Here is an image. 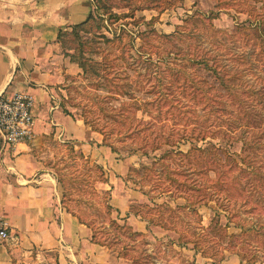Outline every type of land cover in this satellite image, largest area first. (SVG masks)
<instances>
[{"label": "rangeland", "instance_id": "1", "mask_svg": "<svg viewBox=\"0 0 264 264\" xmlns=\"http://www.w3.org/2000/svg\"><path fill=\"white\" fill-rule=\"evenodd\" d=\"M90 16L59 42L84 67L65 110L95 134L50 136L41 158L65 210L129 264H264V0H91Z\"/></svg>", "mask_w": 264, "mask_h": 264}, {"label": "crops", "instance_id": "2", "mask_svg": "<svg viewBox=\"0 0 264 264\" xmlns=\"http://www.w3.org/2000/svg\"><path fill=\"white\" fill-rule=\"evenodd\" d=\"M90 14L91 0H0V95L27 92L35 117L31 141L3 147L0 137V215L14 236L0 244V264L34 248L55 251L56 264H129L87 239L41 164L50 136L70 134L82 146L95 134L65 110V91L80 68L59 42V34Z\"/></svg>", "mask_w": 264, "mask_h": 264}, {"label": "built area", "instance_id": "3", "mask_svg": "<svg viewBox=\"0 0 264 264\" xmlns=\"http://www.w3.org/2000/svg\"><path fill=\"white\" fill-rule=\"evenodd\" d=\"M34 100L27 92L0 95V137L3 147L27 143L33 139ZM9 222L0 215V244L13 239Z\"/></svg>", "mask_w": 264, "mask_h": 264}, {"label": "trees", "instance_id": "4", "mask_svg": "<svg viewBox=\"0 0 264 264\" xmlns=\"http://www.w3.org/2000/svg\"><path fill=\"white\" fill-rule=\"evenodd\" d=\"M91 15V14H90ZM91 16H89L88 17V19L86 20V21H84V22H82V23H80V24H77V25H74L73 27H72V29L73 28H77V27H79V26H83V25H85L87 22H88V20H89V18H90ZM62 34V33H61ZM61 34H59V38H60V35ZM118 37H119V34L114 38L116 41L118 40ZM114 39H112V41L111 42H115V40ZM71 61L72 62H75V63H77L78 64V66L84 71V67H83V64L81 63V61H74V59L72 58V55H71ZM82 222V221H81ZM111 225L115 228V229H117V232H118V234H123V236L125 235L126 236V238H128L129 239V241L130 242H135V240H134V238H132V237H135V236H138L139 234L138 233H136V232H133L132 230H131V228L128 226V225H126V224H124V225H119L116 221H111ZM92 240H94L95 242H97V243H100L101 241H99V240H96V238H95V236H94V234L92 235ZM115 241H119L120 243H122L123 241L121 240H119L118 239V237L116 238V239H114ZM115 241H113V243H115ZM100 244H103V243H100ZM104 245V244H103ZM133 251H135V250H133ZM136 252V251H135ZM125 258H127L129 261H130V264H146V262L144 261L143 262V260L139 257V255H134V254H128V255H125Z\"/></svg>", "mask_w": 264, "mask_h": 264}]
</instances>
